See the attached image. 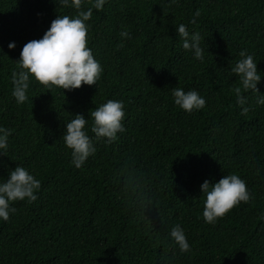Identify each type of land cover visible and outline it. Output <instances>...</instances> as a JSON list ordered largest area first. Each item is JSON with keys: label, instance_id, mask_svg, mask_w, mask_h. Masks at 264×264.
<instances>
[{"label": "trees", "instance_id": "obj_1", "mask_svg": "<svg viewBox=\"0 0 264 264\" xmlns=\"http://www.w3.org/2000/svg\"><path fill=\"white\" fill-rule=\"evenodd\" d=\"M76 14L59 0H0V126L12 130L0 181L19 165L41 182L35 201L13 202L0 220V264H264V0H106L86 22V46L103 67L97 84L69 91L30 75L17 104L23 46L58 15ZM181 23L200 34L203 61L182 48ZM242 50L257 62L259 93L231 72ZM173 87L196 90L205 107L179 108ZM109 99L123 101L126 129L111 143L91 131L90 115ZM75 114L96 148L80 168L63 140ZM230 174L250 200L205 223L201 184ZM177 224L188 252L169 235Z\"/></svg>", "mask_w": 264, "mask_h": 264}, {"label": "clouds", "instance_id": "obj_2", "mask_svg": "<svg viewBox=\"0 0 264 264\" xmlns=\"http://www.w3.org/2000/svg\"><path fill=\"white\" fill-rule=\"evenodd\" d=\"M174 2V0H173ZM83 0H59L61 6H71L77 10L73 17L58 15L45 31L42 38L27 42L20 53L18 64L21 71L13 72L12 96L17 104L28 99L30 75L46 87L57 86L63 90L80 88L82 83L96 85L103 72L101 63L94 58L91 48L87 47V33L90 28L86 22L93 15V9H103L106 0H92V7L82 8ZM197 10L195 16H199ZM195 19L190 23H195ZM176 32L182 40V48L193 52L194 58L203 61L204 49L200 47L201 36L198 32H189L183 23L176 27ZM121 38L131 39V33L126 29L120 32ZM15 42L8 44L9 49L15 48ZM239 59L231 72L239 75L242 88L259 93L257 84L261 80L258 74L257 62L253 55L242 50ZM237 103L245 105L246 97L241 93V87L233 89ZM173 102L184 111L191 113L205 107L206 100L196 90L184 91L183 88L173 87ZM256 103L264 105V94L257 97ZM249 108L242 107L241 114H246ZM93 124L91 131L97 138L104 137L109 143L115 141L118 133L126 129L122 121L125 118L124 103L121 100H107L90 113ZM86 118L75 114L74 118L65 125L63 140L65 146L71 149V163L80 168L96 148L87 134ZM12 130L0 126V155H4L9 146ZM40 180L35 178L28 169L17 165L8 173V178L0 181V220L7 221L10 213L16 211L11 204L17 200H27L29 203L37 199L36 192L40 188ZM205 195L203 218L205 223L215 224L217 218L223 217L234 206L241 202L247 203L251 194L246 182L237 174L223 176L218 182L210 184L205 180L200 186ZM147 206H145V210ZM264 219V216L261 217ZM170 237L179 250L188 252L191 246L186 238L184 229L179 225L172 227Z\"/></svg>", "mask_w": 264, "mask_h": 264}]
</instances>
